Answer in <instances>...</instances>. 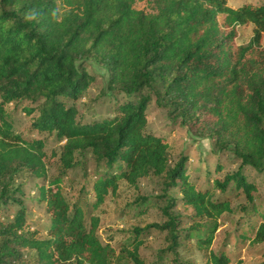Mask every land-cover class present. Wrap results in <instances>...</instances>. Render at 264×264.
<instances>
[{"label": "trees", "instance_id": "1", "mask_svg": "<svg viewBox=\"0 0 264 264\" xmlns=\"http://www.w3.org/2000/svg\"><path fill=\"white\" fill-rule=\"evenodd\" d=\"M248 26L252 37L238 45ZM263 33L264 0L237 9L227 0H0V264H144L151 232L164 235L170 264H191L178 250L192 240L204 264H230L210 247L233 214L241 238L264 243ZM93 65L106 75L89 100H101L106 117L77 107L96 84ZM150 107L211 140L212 175L190 172L187 155L170 160L165 137L148 129ZM11 110L30 121L26 135ZM48 138L59 145L52 177ZM85 159L96 178L68 196L62 183ZM148 178L161 183L166 221L133 228L117 247L103 243L96 212L120 183L137 189ZM24 180L47 216L44 237L27 223ZM179 204L191 212L184 229L172 214Z\"/></svg>", "mask_w": 264, "mask_h": 264}, {"label": "rangeland", "instance_id": "2", "mask_svg": "<svg viewBox=\"0 0 264 264\" xmlns=\"http://www.w3.org/2000/svg\"><path fill=\"white\" fill-rule=\"evenodd\" d=\"M256 0H227V6L237 9L245 3H255ZM136 8L143 9L144 4L138 3ZM221 20V19H220ZM252 37V27L248 26L238 30V45H245ZM261 44H264V33L262 34ZM92 71L97 75L96 84L87 93L79 104L80 113L94 118L106 117L107 113L104 107H101L102 101L91 103L90 98L94 97L103 87L105 71L103 68L93 65ZM13 118V127L17 132L24 135L29 130L30 121L20 111H10ZM148 129L156 135L165 137L168 144V156L174 161L179 155H187L188 169L190 172L200 171L203 175L206 167L213 173L215 163L213 147L211 140L200 135L194 134L178 123H173L167 117L164 110L150 107L148 110ZM45 152L47 155V169L50 177L58 173L59 145L52 139H46ZM221 156V153H219ZM223 160H227L226 158ZM84 171L77 167L70 172L64 179L62 186L68 196H74L77 191L86 185L87 189L96 178L94 163L90 159L84 160ZM232 169V168H231ZM85 175V176H84ZM221 175V174H220ZM23 190L26 194L27 202L25 205L28 210L27 223L31 230L40 231V237H44V231L48 224L47 216L44 213L42 205L35 203L36 187L32 181L24 180ZM37 185L43 184V181H34ZM161 183L155 178L143 179L139 182L138 188L134 189L125 183H120L119 189L115 195H109L104 204L96 212L100 219L98 236L103 243H110L117 247L121 243L130 240L133 228H141L150 224H160L166 221L160 214L158 206L160 205L156 198L161 194ZM237 200V201H235ZM234 205L240 203L239 199H233ZM264 202V183L261 187V193L257 199V204L262 206ZM259 207V208H260ZM263 208V206H262ZM191 213L180 204L172 210L174 216H180V229L188 227L187 214ZM239 214L223 216L219 220V228L214 236L210 249L218 252L223 249L230 257V264H264V243L252 244L249 238H241L242 229L240 227ZM245 232V228H244ZM166 244L164 235L158 232H151L150 236L143 241L139 250V255L144 264H155L157 261L161 264H170L173 257L170 254H163ZM179 257L191 264H204L201 251L196 247L195 240L187 243L186 246L178 250Z\"/></svg>", "mask_w": 264, "mask_h": 264}]
</instances>
